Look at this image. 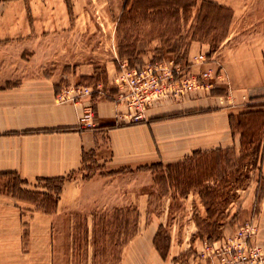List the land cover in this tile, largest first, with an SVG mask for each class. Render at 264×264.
<instances>
[{"label": "crops", "instance_id": "1", "mask_svg": "<svg viewBox=\"0 0 264 264\" xmlns=\"http://www.w3.org/2000/svg\"><path fill=\"white\" fill-rule=\"evenodd\" d=\"M201 1L192 9L188 24L177 29L179 33L171 43L180 49L179 55L185 53L182 60L189 74L212 70L213 86L187 92L177 100H159L146 110L142 121L134 123L123 116L124 106L103 98L102 94L84 96L79 102L60 103L57 95L61 89L82 85L85 77L94 76V70H84L98 65L97 60L88 57L78 62L81 66L64 71L65 66L72 64L64 56L54 55L55 51L62 53L63 47L52 41L54 34L58 37L61 33L66 38L65 31L72 29L65 15L54 20L34 0L0 3V178H17L20 189L29 193L34 191L32 185L40 180L66 178L54 213L44 211L42 206L36 207L31 197L19 201L0 196V264H75L70 258L74 253L72 248L66 255V250H59L56 255L53 243L62 235L63 226L79 222L73 214L85 189L91 185L108 189L128 176L147 177L151 172L140 168L156 163L175 164L194 152L232 148L235 159L240 157V135L232 132L229 116L247 110H264V22L252 23V4L208 0L231 12V16L227 15L217 24V33L222 37L216 51L209 56L211 44L207 40L192 39ZM82 17V14L76 16L79 24L86 21L85 15ZM221 22L223 26L219 25ZM79 24L73 29L76 36L84 33L93 36L94 28L79 27ZM162 24H148L147 28L158 31ZM149 44L148 48L153 50L140 55L143 66L160 59L176 61L172 53L156 58V50L162 47L160 38L152 37ZM24 50L32 55L22 57ZM200 54L206 56L205 63L194 62ZM115 58L120 61L118 50ZM104 95L109 96L106 90ZM89 105L94 108V118L88 126L82 122V116ZM91 153L108 173L83 181V156ZM250 167L254 169L247 175L250 183L245 187L244 197L240 200L244 190L237 186L231 191L233 197L237 195L236 201L229 200L226 208H240L251 218L254 216L260 231L252 243L264 251V195L262 201H257L258 193L264 194V136L257 163L254 167L250 163ZM126 194L130 198L122 201ZM123 196L121 204L114 207L135 209L138 228L116 263L111 264H164L154 245L156 229H140L142 225L162 223L149 218L148 195L137 185ZM194 199L204 209L197 194ZM255 209L258 213H253ZM85 224L91 238L94 218H85ZM65 256L70 258L66 263ZM82 264L98 263H92L90 256L88 263Z\"/></svg>", "mask_w": 264, "mask_h": 264}, {"label": "rangeland", "instance_id": "2", "mask_svg": "<svg viewBox=\"0 0 264 264\" xmlns=\"http://www.w3.org/2000/svg\"><path fill=\"white\" fill-rule=\"evenodd\" d=\"M8 1L11 0H0V3ZM25 1L29 2L30 0ZM34 1L38 2L39 9H47L54 20H59L62 18V15H65L68 24L72 29L65 31L66 38H64L61 33H59L58 37L56 34L53 35L52 42L54 44H61L63 47V51H61L62 53L55 51L54 55L59 57L64 56L65 59H69L70 64L72 65L65 66L64 68V71L68 72L71 68L75 69L77 66H81L78 62L88 60V57L95 58L91 60H97L96 62L98 65L91 66V68L89 67L84 70H94V76L85 77V82H83L82 85H89L95 89L101 84L103 98L108 97V99L112 100L117 93L112 81L120 70L119 62L115 58L119 40L123 42L126 40L127 42H131L138 49V52L144 54L148 52V50H153V47L148 48V44L151 42L152 37L154 38V35H157L158 32H168L167 37L170 36L171 41L176 39L175 36L177 34H174L176 33V25L172 20L170 21L167 19L163 21L162 25H160L161 28L159 27V30L156 31L157 29L151 27L147 28L148 24L153 25L149 21L143 19L137 20V18L133 21L129 18L123 23L120 32H118L117 23L125 0ZM239 2L246 6L252 4V23H255L256 21L257 23L264 22V0H239ZM256 13L258 16L255 15ZM79 14L83 15L82 18H84V15L86 17V21L83 22L82 20L80 24L76 21V16ZM156 23L158 24V22ZM78 24L79 27L82 25L81 27L83 28H94L95 31L94 34H92L93 36L91 37L86 33L76 36L73 29L78 26ZM66 53H69L68 56ZM89 53H92V55H88ZM31 55L32 54L29 50L22 51V57L24 58ZM137 58L138 59L134 62L133 66L134 68H142L143 63L138 62L140 57ZM156 58L158 59L157 54ZM177 61H179L178 63L182 65V67L186 68L185 61L181 58ZM112 62L115 64L113 65ZM152 62H155V60L150 61L147 64ZM139 63H141L142 66ZM114 67H116V71ZM105 90L109 96L104 95ZM94 95L99 97L97 93ZM263 130L264 129L261 128V143L264 136ZM225 159L227 162H222V165L219 167L222 168L220 172L224 175V182L221 181L220 184H218L220 187L219 190L223 194L218 202L220 212H222L221 217L223 221L220 222L222 226L221 234L217 238L208 239L206 237H200V230L196 222H198L201 227H204L206 212L205 209L201 208L198 205V202L194 199L196 194L192 191L183 195L182 191L173 187L172 184H169L166 178L167 175L165 174V169L154 168L153 171H150L151 175H147V177L135 178L134 176H128L127 178H122L116 181L108 189L99 185H91L90 187H87L84 191L79 207L76 209V213L73 214L79 222L72 226H63L62 235H56L57 238L53 243L55 254L57 255L59 250H66V255L67 250L72 248L74 251L73 256L70 257L73 260L72 263H88L90 256L92 257V263H116L119 254L127 243L125 240L128 241V239H131L134 234L136 210L132 207L119 209L114 207V204H121L123 194L128 189H135L137 185L142 186V189L148 195L149 218L153 221L156 220L162 222L160 225H142L140 226V229L142 231L145 228L148 229L151 227V229H156V231H158V228L162 226V232L158 238V245L161 248V251L159 250L158 252L164 260V264H208V256L211 254V251L210 248L205 246L206 243L210 245L213 242H221L223 240L234 238L247 226L251 227L253 231L250 239V242L252 243V240L254 241L257 238L260 231L259 224H256L253 221L254 216L252 215L251 218L250 215L240 208H226L229 200L236 201L237 195L233 197L231 191L236 189L237 186L244 189L250 183V179L247 177L249 171L252 169L250 167V161L247 158L248 161L245 160L240 165L235 160L232 152L226 154ZM100 167V165L98 166L91 162L86 164L82 174L83 181H88L99 174L105 175L108 173V171H104ZM210 184L214 186L213 184L216 183L211 182ZM20 185L21 182L17 178H0V196L11 197L19 201L24 197L27 199L31 197L32 201L37 200V203L33 201L36 207L42 205L45 206V204H47L43 197L37 195L38 193L40 194L50 191L45 183L37 182L33 184L32 189H34V191L30 193L21 190L19 187ZM53 186L54 184H51V188ZM35 188H38V190L36 191ZM263 195L262 192L258 193V202L262 201ZM128 198H130V196L126 194L125 197L123 196L122 201ZM253 213H258V209H255ZM67 215L68 214L66 213L65 216ZM89 216L95 218V224L91 225L90 232L93 230V236L91 238H88L87 234L89 228L85 224V218ZM126 221L131 224L124 226L123 223H126ZM148 230H150V228ZM249 233H251V231ZM71 235L72 237L70 238ZM56 255L55 258L57 257ZM68 258L69 257L67 256L63 257L65 263Z\"/></svg>", "mask_w": 264, "mask_h": 264}, {"label": "trees", "instance_id": "3", "mask_svg": "<svg viewBox=\"0 0 264 264\" xmlns=\"http://www.w3.org/2000/svg\"><path fill=\"white\" fill-rule=\"evenodd\" d=\"M199 1L200 0H125L121 15L118 19L117 31L120 32L123 23L129 18L133 21H135L136 18L137 20L143 19L149 21L151 24L156 22L159 24L167 19L175 23L176 34H178L179 31H177V29L179 27L184 28L188 24L192 9L197 7ZM230 14L231 12L228 8L215 2L208 0H202L200 2V13L192 39L199 41L207 40L211 44L209 56L216 51L218 42L222 37L219 32L217 33L216 26L227 15L231 16ZM219 25L223 26L224 24L221 22ZM154 38H160L162 40V47L156 50L158 59L162 58L165 53L175 54V62L177 63L179 62L177 61L179 58H184L185 53L179 55L180 49L177 48L175 44L171 43V37H167V32H158L157 35H154ZM117 50L119 59L126 60L131 68H134V62H136L138 59L137 57H140L142 54V52H138L134 44L127 42V40L125 42L119 40ZM138 62H141V59L138 60ZM141 63L139 64L141 65ZM160 119L164 118H158V120ZM229 120L232 132L240 135V157L235 160L241 165V163L248 158L252 166H255L261 147V128L264 129V110L243 111L237 115H230ZM230 152L234 155V150L232 148L217 149L209 153L194 152L192 156L187 157L181 162L168 165L156 163L151 166L142 167L140 170L153 171L154 168L165 169L169 184H172L173 187L182 191L183 195L192 191L197 194L206 212L205 226L201 227V225L196 222L200 230V237L213 239L221 234L222 226L220 222L223 221L221 217L222 212H220V206L218 204L223 194L220 192L218 184H220L221 181L224 182V175L220 172L222 168L219 167L222 165V162H227L225 155ZM83 162L84 165L89 162L98 165L94 159L93 153L84 154ZM65 181L66 178L64 177L49 178L39 181L45 183L46 187L50 190L49 192L37 194L43 197L46 201L45 203H47L45 206L42 205L44 211L48 213H54L56 211L57 202ZM211 182L216 183L215 186H212L210 184ZM51 184H54L52 188ZM242 190H244V192L239 196L240 200L246 193L245 188ZM34 202L37 203V200ZM137 216L136 212L135 219ZM130 224L131 223L127 221L123 223L124 226ZM161 232L162 226L158 228L154 239V245L158 251H161L158 245V238ZM136 233L137 219L134 222L133 236ZM125 242H127V240H125Z\"/></svg>", "mask_w": 264, "mask_h": 264}, {"label": "built area", "instance_id": "4", "mask_svg": "<svg viewBox=\"0 0 264 264\" xmlns=\"http://www.w3.org/2000/svg\"><path fill=\"white\" fill-rule=\"evenodd\" d=\"M207 58L200 54L194 62L205 63ZM120 70L112 83L117 93L112 100L125 107L123 114L130 122L144 119L145 112L155 102L162 99L177 100L185 93L198 89L211 88L210 80L214 77L212 70L197 75L189 74L187 68L175 61L160 60L144 65L142 68H131L126 61H118ZM103 94L102 85L97 88L82 85L63 87L57 100L63 102H79L84 96ZM94 118V108H85L82 122L88 126ZM251 231V233H249ZM253 231L247 226L234 238L213 242L205 246L210 248L208 264H264V251L250 242Z\"/></svg>", "mask_w": 264, "mask_h": 264}]
</instances>
